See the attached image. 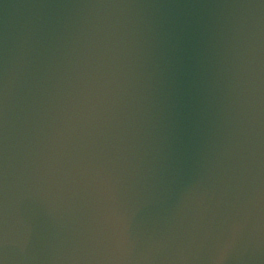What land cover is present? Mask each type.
Returning <instances> with one entry per match:
<instances>
[{
	"label": "water",
	"instance_id": "95a60500",
	"mask_svg": "<svg viewBox=\"0 0 264 264\" xmlns=\"http://www.w3.org/2000/svg\"><path fill=\"white\" fill-rule=\"evenodd\" d=\"M0 264H264V0H0Z\"/></svg>",
	"mask_w": 264,
	"mask_h": 264
}]
</instances>
